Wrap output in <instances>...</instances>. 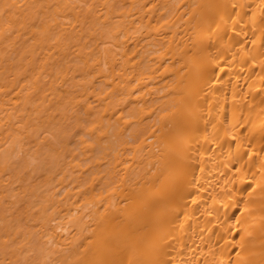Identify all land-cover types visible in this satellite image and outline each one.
Here are the masks:
<instances>
[{
  "label": "bare ground",
  "instance_id": "1",
  "mask_svg": "<svg viewBox=\"0 0 264 264\" xmlns=\"http://www.w3.org/2000/svg\"><path fill=\"white\" fill-rule=\"evenodd\" d=\"M0 264H264V0H0Z\"/></svg>",
  "mask_w": 264,
  "mask_h": 264
}]
</instances>
